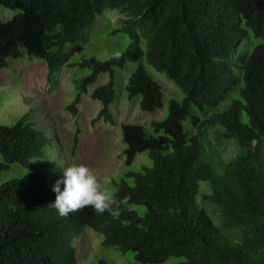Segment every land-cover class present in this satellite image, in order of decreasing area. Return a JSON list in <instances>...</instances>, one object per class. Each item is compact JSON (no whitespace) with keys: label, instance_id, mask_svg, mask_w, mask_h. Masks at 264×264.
Returning a JSON list of instances; mask_svg holds the SVG:
<instances>
[{"label":"trees","instance_id":"1","mask_svg":"<svg viewBox=\"0 0 264 264\" xmlns=\"http://www.w3.org/2000/svg\"><path fill=\"white\" fill-rule=\"evenodd\" d=\"M0 6L17 11L0 20V68L24 51L47 62L49 85L66 59L64 45L83 39L96 14L115 8L127 16L122 31L130 42L120 60L85 57L80 62L90 74L75 85L77 96L66 106L73 113L87 85L107 72L108 82L90 96L102 104L95 120L113 123L108 107L115 98V70L142 57L184 94L181 102H169L164 120L150 123L151 134L142 125H121L126 164L143 151L151 164L128 173L131 185L115 182L113 194L130 196V205L145 208L143 215L125 209L116 220L89 206L61 217L51 206L54 185L43 173L13 178L0 184V264H72V239L85 226L103 235L105 247L134 251L136 264L169 257L183 259L182 264H264V0H0ZM248 30L261 42L239 55L241 100L201 119L191 108L202 112L221 102L234 82L229 57ZM125 90L129 98L140 96L143 111L161 106V87L141 63ZM186 119L196 133L184 129ZM209 127L222 129L218 144L234 140L238 149L231 159L217 148L205 150ZM46 143L27 114L11 125L0 124V172L13 163L27 165ZM75 144L74 136L72 149ZM200 180L208 182L210 193L199 201ZM206 201L217 208L218 225L199 206Z\"/></svg>","mask_w":264,"mask_h":264},{"label":"rangeland","instance_id":"2","mask_svg":"<svg viewBox=\"0 0 264 264\" xmlns=\"http://www.w3.org/2000/svg\"><path fill=\"white\" fill-rule=\"evenodd\" d=\"M17 11L0 6V20L10 19ZM127 16L115 8H106L95 15L92 24L83 33V39L77 44H66L64 52L67 59L61 65L56 74V82L52 86L48 84V66L43 59L29 56L24 51L18 58H8L6 67L0 68V124L11 125L25 114L30 120L36 122L38 129L46 136L47 143L42 148V156H34L27 165L13 163L7 170L0 172V184L13 178L23 177L34 172H41L47 178V183L52 186L63 177V168L72 165H86L97 176L102 190L114 193L115 182L124 180L128 184L133 183L129 172L140 171L142 166H149L151 160L147 151L137 153L130 164L125 163L123 150L125 143L122 140L121 124H138L145 127L148 133H152L150 123L164 120L168 115L170 100L178 102L183 99V92L160 71L150 66L145 57L140 61L127 62L122 68L115 70L114 92L115 99L109 104V110L114 122H105L102 118L96 119L102 105L99 100L93 99L90 94L98 86L107 83L109 74L100 73L97 78L87 85V91L80 95L76 103V112L72 113L66 106L75 100L77 89L75 85L90 74V69L82 67L79 62L85 57H95L103 60L105 55L119 51L123 52L129 45L128 35L122 31ZM261 42L248 30L247 36L239 44L238 50H250ZM141 46L145 49V39ZM250 48V49H249ZM141 63L148 74L157 81L162 90V106L152 112L139 108L140 96L132 98L127 96L125 85L136 66ZM236 70L240 77L239 63ZM52 83V82H51ZM50 83V84H51ZM238 89L234 88L228 93L222 104L206 109L203 115L209 112L221 111L231 98L236 97ZM239 96V94H238ZM224 106V107H222ZM207 108V107H205ZM192 112L202 118V113L195 107ZM242 120L247 122L245 113ZM187 130L190 125L188 119L182 122ZM190 128V127H189ZM194 131V130H192ZM219 127H211L204 130L206 138L213 148H217L225 160L231 159L237 145L231 141L222 139L217 143ZM76 137V144L72 149V139ZM45 151V152H44ZM206 151L209 149L206 147ZM2 156L0 154V161ZM198 200L204 193H210L209 184L206 181L198 182ZM203 207L210 218L219 224V212L214 204L206 201ZM139 215H143L145 208L142 205H130ZM208 207L217 210L210 211ZM103 235L85 227L80 235L75 237L72 244L75 248L74 264H97L104 260L106 264H136L135 253L131 250L121 251L117 247H104ZM181 258L169 257L159 263L145 264H182Z\"/></svg>","mask_w":264,"mask_h":264},{"label":"clouds","instance_id":"3","mask_svg":"<svg viewBox=\"0 0 264 264\" xmlns=\"http://www.w3.org/2000/svg\"><path fill=\"white\" fill-rule=\"evenodd\" d=\"M82 40V39H81ZM78 43V42H77ZM76 43V44H77ZM67 44H71V43H67ZM239 44H242V40L239 41V43L237 44V47L235 49H233L229 59L231 60V64H232V69H233V77H234V82L230 85V87L228 88V90L222 95V99L220 100V105L222 104V101L224 99V97L230 93L234 88L238 89V94L236 97H233L230 99V101L222 106L224 108H226V106H229V104L234 100H241V96H240V90L243 87L244 84V72H243V63L241 62V59H239V55L241 53L244 52H251L252 49L250 50H242L243 52L239 51L238 49L241 47H238ZM66 45V44H65ZM64 45V47H65ZM75 45V44H73ZM64 47H63V51H64ZM254 47V46H253ZM252 47V48H253ZM65 53V52H64ZM66 54V59H67V53ZM95 58V57H94ZM122 58V53L119 51L110 53L105 55L103 62H110L112 60H120ZM65 59V61H66ZM84 59V58H83ZM82 59V60H83ZM246 59V58H245ZM81 60V61H82ZM64 61V62H65ZM63 62V63H64ZM236 63H239V70H240V77L239 74L237 73L236 70ZM80 64V62H79ZM63 65V64H62ZM58 73V72H57ZM56 73V74H57ZM109 80V79H108ZM57 81V80H56ZM108 82V81H107ZM157 82V81H156ZM158 83V82H157ZM159 84V83H158ZM52 86V84H50ZM161 87V86H160ZM162 92V90H161ZM163 97V94H162ZM132 98V97H131ZM115 99V98H114ZM80 100V97H79ZM97 100V99H96ZM140 100V99H139ZM171 101V100H170ZM169 101V102H170ZM176 101V100H175ZM79 102V101H78ZM77 102V103H78ZM113 102V101H112ZM181 102V101H180ZM76 105V104H75ZM102 105V104H101ZM161 106H162V102H161ZM160 106V107H161ZM169 106V104H168ZM207 108H205L201 113L203 115V112L206 109H209L210 112L212 111V108L215 106H206ZM140 108V107H139ZM159 108V107H158ZM196 108V107H195ZM223 108V109H224ZM109 109V107H108ZM157 109V108H156ZM155 110V109H154ZM153 110V111H154ZM192 110V109H191ZM110 111V110H109ZM72 112V111H70ZM76 112V111H75ZM111 112V111H110ZM148 112H152V111H148ZM210 112L207 116L210 115ZM73 113V112H72ZM112 114V113H111ZM26 115V114H25ZM28 118L29 115L27 114ZM113 116V115H112ZM206 116V117H207ZM204 115L202 116L201 119L206 118ZM30 119V118H29ZM32 120V119H31ZM189 120V119H188ZM33 121V120H32ZM105 121V120H104ZM34 122V121H33ZM105 122H109V121H105ZM114 122V119H113ZM111 123V122H110ZM122 125V124H121ZM35 126H36V122H35ZM144 127V126H143ZM190 127V128H189ZM36 128L38 129V127L36 126ZM145 128V127H144ZM211 128V127H209ZM220 128V127H219ZM188 131L191 132V134L196 133L195 128H192L191 123L190 125L187 127ZM208 128H205V130ZM221 129V128H220ZM39 131H41L40 129H38ZM194 130V131H192ZM222 130V129H221ZM122 131V130H121ZM42 132V131H41ZM206 135V134H205ZM46 137V136H45ZM204 139V147L206 150V147H208V149L213 148L209 141L207 140L206 136ZM230 141L229 139H225ZM257 143V139L254 138L252 140V145L255 146V144ZM46 145V144H45ZM44 145V146H45ZM72 145V144H71ZM43 146V147H44ZM238 147V146H237ZM45 152V151H44ZM124 154V153H123ZM43 155V150L41 152V155ZM136 156V155H135ZM125 158V155H124ZM135 158V157H134ZM134 160V159H133ZM126 161V160H125ZM126 163V162H125ZM61 167L63 168V177L61 179H58L56 181V183L53 186V191L56 193V199L54 201V203L51 204V206L53 208H55L58 212V214L61 217H67L69 214L77 212V211H81L86 207H92L94 212L98 215H103L105 213H108L113 219L118 220L120 218L121 212L124 211L125 209L127 211H133L134 208L132 206H130L129 201L131 200V197L128 195H125L122 198H117L113 193L106 191V190H102L101 188V184L98 181L97 176L93 173V171L86 165L80 164V165H72L69 167H64L62 164H60ZM128 165V164H127ZM207 182V181H206ZM61 184L64 185L63 190H61ZM199 188H198V194H199ZM207 193V192H206ZM197 194V196H198ZM88 227V226H85ZM83 227V229L85 228ZM90 228V227H89ZM83 229L80 231V233L78 235L81 234V232L83 231ZM92 229V228H91ZM93 230V229H92ZM94 231V230H93ZM96 232V231H95ZM99 233V232H98ZM101 234V233H100ZM76 235V237L78 236ZM75 238V237H74ZM73 238V239H74ZM72 239V241H73ZM72 244V243H71ZM103 244V241H102ZM104 246V245H103ZM72 247L74 249V255H73V263L74 261H76L75 259V255L77 252H75V248L72 244ZM105 247V246H104ZM112 247V246H111ZM116 247V246H114ZM120 250V249H119ZM122 251V250H121ZM128 251V250H127ZM132 251V250H131ZM134 252V251H133ZM136 261V260H135ZM105 263L104 260H99L97 264L99 263Z\"/></svg>","mask_w":264,"mask_h":264}]
</instances>
